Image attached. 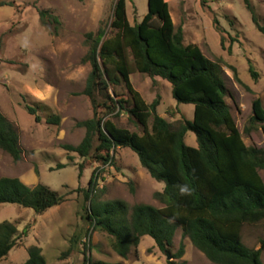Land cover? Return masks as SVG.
<instances>
[{"label":"trees","instance_id":"obj_1","mask_svg":"<svg viewBox=\"0 0 264 264\" xmlns=\"http://www.w3.org/2000/svg\"><path fill=\"white\" fill-rule=\"evenodd\" d=\"M243 2L256 29L264 34V25L252 1ZM39 16L48 32L58 33L61 22L57 16L42 9ZM214 25L221 32L217 19ZM109 28L114 31L109 38L106 24L85 34L87 52L81 62L90 65V72L83 95L89 99L93 115L77 123L85 130L81 142L63 148L99 166L114 165V152L130 149L148 174L164 184L163 191L155 194L163 207L140 203L128 215L122 201L98 204L93 198L97 178L94 173L84 193L85 200L90 202L85 209L89 224L108 233L113 238V249L123 258L132 248H138L144 236L152 238L161 251L168 252L177 229L181 228L183 236L212 264H263L264 241L259 249L246 246L242 228L264 222V182L260 176L264 170V149L243 142L226 103L227 90L219 67L210 63L197 45L185 42L183 24L174 25L166 0H148L146 16L141 22L135 19L134 25L127 18L126 0H116ZM249 71L257 79L253 66ZM136 72L152 80L168 81L178 104L194 106L193 119L183 117L174 123L161 117L160 95L147 104L133 89L129 77ZM122 84L128 93L125 100L118 98L115 89L111 91V87ZM24 108L36 122L41 121L39 103L25 104ZM121 114H128L143 134L116 125L111 118ZM47 122L59 125L61 117L51 113ZM259 128L264 132V106L260 99H255L245 133ZM189 132L195 134L197 147L186 144ZM0 150L15 163L22 160L19 132L1 112ZM83 167L80 166V175ZM182 185H187L190 192L182 193ZM63 202V196L45 185L31 187L17 177H0V205L15 204L44 214ZM28 230L19 232L8 221L0 223V260L8 256L22 236H27ZM74 243L72 240L65 255ZM27 253L21 264H46L41 248L31 246ZM183 254L181 244L173 258L179 259ZM84 263L107 264L92 263L90 258Z\"/></svg>","mask_w":264,"mask_h":264},{"label":"rangeland","instance_id":"obj_2","mask_svg":"<svg viewBox=\"0 0 264 264\" xmlns=\"http://www.w3.org/2000/svg\"><path fill=\"white\" fill-rule=\"evenodd\" d=\"M116 0H0V112L12 122L20 136L22 160L15 163L0 150V177H17L34 187L45 185L64 197V202L37 214L15 204L0 205V223L8 221L19 232L29 228L27 236L0 260V264H21L28 257V248L42 249L46 264H212L196 249L178 228L168 252L161 251L149 236L140 239L127 258L112 247L113 238L93 228L86 219L90 202L84 198L89 182L96 173L93 198L102 204L122 201L128 208L136 204L163 207L155 199L164 184L154 180L128 148L114 152V165L99 166L91 159H82L63 145H78L85 130L77 123L93 115L89 99L83 95L90 65L83 64L87 52L85 34L108 25L106 38L114 35L109 28L113 3ZM174 25L183 24L185 42L197 45L207 60L220 69L225 83L228 104L235 124L246 146L264 149L261 128L245 133L252 115V103L260 99L264 106V34L252 22L243 0H166ZM264 25V0H251ZM50 10L61 22L57 34L48 32L40 22L39 10ZM127 18L131 25L141 22L148 12V0H126ZM217 19L221 32L215 29ZM223 38V44H222ZM258 74L254 79L249 71ZM130 83L147 104L160 95L158 113L169 122L192 120L194 106L178 104L172 97L168 81L140 73L129 77ZM119 97L128 98L122 84L116 88ZM40 104V122L28 114L24 105ZM44 107L49 109L43 110ZM50 111V112H49ZM51 113L61 117L59 125L47 122ZM112 121L131 132L143 129L121 114ZM152 120L149 121L151 129ZM185 142L197 147L196 136L189 132ZM83 170L80 175V166ZM264 182V170L260 171ZM243 243L259 249L264 241V222L242 228ZM75 240L74 248L65 255ZM181 244L184 254L174 259ZM167 253L171 256L168 260ZM264 264V251L262 254ZM89 264V263H86Z\"/></svg>","mask_w":264,"mask_h":264},{"label":"clouds","instance_id":"obj_3","mask_svg":"<svg viewBox=\"0 0 264 264\" xmlns=\"http://www.w3.org/2000/svg\"><path fill=\"white\" fill-rule=\"evenodd\" d=\"M180 191H181L182 193L187 194V193L190 192V189L188 188L187 185H182V186L180 187Z\"/></svg>","mask_w":264,"mask_h":264},{"label":"water","instance_id":"obj_4","mask_svg":"<svg viewBox=\"0 0 264 264\" xmlns=\"http://www.w3.org/2000/svg\"><path fill=\"white\" fill-rule=\"evenodd\" d=\"M167 258H168V260H170L171 259V256L167 253Z\"/></svg>","mask_w":264,"mask_h":264}]
</instances>
